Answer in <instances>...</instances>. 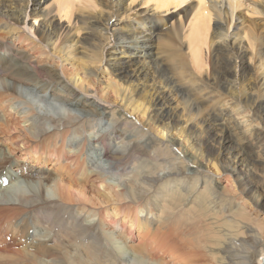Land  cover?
I'll list each match as a JSON object with an SVG mask.
<instances>
[{
	"label": "bare ground",
	"instance_id": "obj_1",
	"mask_svg": "<svg viewBox=\"0 0 264 264\" xmlns=\"http://www.w3.org/2000/svg\"><path fill=\"white\" fill-rule=\"evenodd\" d=\"M47 1L0 0V264L10 256L22 264H168V254L169 264H191L196 252L185 246L214 252L226 232L232 244L218 264H255L259 252L264 264V217L251 210L264 215V37L244 23L229 34L225 23L237 9L231 0H210L205 10L201 2L188 36L191 64L197 71L206 66L202 47L213 14L219 47L206 77L191 74L195 94L168 73L154 45L167 21L157 11L188 0H155L151 13L128 22L119 19L130 18L125 0H98L104 8L97 14L76 8L81 15L73 25L61 20H70L83 0H55L53 16L42 8ZM5 18L13 25L3 27ZM28 18L40 21L38 42L10 28L22 23L33 30ZM80 30L89 39L81 40ZM77 54L106 61V74L122 82L97 85ZM253 69L261 79L252 78ZM174 96L186 99L181 110L173 108ZM221 174L228 177L223 187ZM229 186L239 191L234 210L229 195L237 192ZM189 200L186 217L201 241H182L174 225ZM237 228L251 240H238Z\"/></svg>",
	"mask_w": 264,
	"mask_h": 264
},
{
	"label": "rangeland",
	"instance_id": "obj_2",
	"mask_svg": "<svg viewBox=\"0 0 264 264\" xmlns=\"http://www.w3.org/2000/svg\"><path fill=\"white\" fill-rule=\"evenodd\" d=\"M86 1V2H85ZM210 0H188L186 2L181 3L178 7H174L171 6L167 9H161L159 11H157L159 14H162V17H164L165 19H167L165 26L163 23H161L162 26H164V29L159 33V35L157 34V39L154 40V45L157 47V49H159V57L161 58L162 63L164 64V66L167 68L168 73L175 79L176 82H178V84L180 86H182V88L191 91L193 93H197L198 89H197V85H194V87L191 85V83L195 82L197 79L192 76L191 74H201L203 77H206V70L207 72H210V62L212 59V55L213 52H215L219 45V37L216 36L217 33V29H216V24H217V20H216V16L213 14L212 16V20L211 23L209 25V32L207 33V36L204 40H206V44L203 45V58L205 60L206 66L204 68V70H198L197 68H195L192 64H191V57L193 55V52L195 50L194 45L192 44L191 46L189 45V34L191 33V29L193 28L194 24L198 23V9H199V5L201 2H204V6H202V9L205 10V7H209ZM234 4H236L235 6H237V9L235 10V15H234V21L233 19L230 18V22L228 21V23L226 26V29L228 30L230 35H234L236 33V27L237 25H239L240 23H244V26L247 27L248 29H251L253 32H255L257 34V36H259L260 39H262L264 37V9L262 7L261 4H263L264 0H231ZM80 2V1H79ZM75 2V7L73 8V15L71 17L70 20L63 18L61 20V23L66 24L67 22H71V24L73 25L75 23V20L78 21V16L81 15V11H79L76 8H83V7H87L88 9H86V13L90 14V13H95L97 14L98 12H100L104 6L100 5V3L98 2V0H83V4L82 2ZM156 1L155 0H125V7H130L132 9L131 13H130V18L126 19V17H119V19H123L124 21L127 20L128 21H132L133 19L135 20V18H140V13H142L143 11H147L148 13H151L153 6H155ZM227 5V4H226ZM226 5H224V8L226 7ZM48 6V7H47ZM43 10H45L46 12H51V15H56L57 12H59V5L58 3H56L55 0H48L43 6H42ZM137 13V15H136ZM231 14V13H230ZM62 16H64V14H60ZM137 17H136V16ZM139 15V16H138ZM239 18V19H238ZM56 20V19H55ZM57 21H60V17H57ZM114 22H116V18H114L113 20ZM2 26L6 27L9 23L11 25H13V23L10 22V20H8L7 18H5L4 21H2ZM27 24H34V29L33 30H29V26H25L24 24L20 23L19 25H17L16 27H10L13 29H17L20 32H23L24 34H28L30 38L25 37L23 34H21L20 32L18 34H16L20 39H26V40H30L31 42H38V35L36 34V28L39 27L40 21H35V19L33 18H28L27 19ZM126 22V21H125ZM192 26V27H191ZM79 27L82 28H86L85 24L82 25L81 20H79ZM66 31L64 33V38L68 37V35H66ZM239 33L242 34L239 30ZM79 37L81 38V40H86L89 39L90 34H88L87 31H83L80 30L78 32ZM111 35V34H110ZM109 35V36H110ZM241 38H244L243 34L241 35ZM249 37V34H247V38ZM110 43L114 44V42H116V38L113 36H110ZM238 38V37H237ZM34 40V41H32ZM65 41V40H63ZM214 41V42H213ZM213 43V44H212ZM244 48L247 49L248 47V40L244 41ZM58 47V45H57ZM87 46L83 43V46L80 47L81 52H84V48H86ZM109 48L111 49V47L109 46ZM261 51H264V48L260 47ZM85 50H90V48H87ZM215 50V51H214ZM257 47H255L254 51L256 52ZM155 51V50H154ZM78 53V52H76ZM113 54V50L111 52ZM53 54V53H51ZM57 60L59 58V56H63V54H59V48L58 50H56L55 52ZM78 58H80L79 63H86L88 66L86 67L88 71L93 72L95 74V76L97 77V85L99 86H106L107 82V78H116L118 80L122 79L121 77L115 76L113 71H109L110 76L106 74V68L108 67V64H106V61L103 62V64L98 65L96 64V61H89V60H85L81 57L80 54H77ZM155 58V57H154ZM153 58V59H154ZM66 59V58H65ZM56 60V61H57ZM106 60V59H105ZM128 60V59H126ZM246 64L249 63V59L248 57L246 58ZM55 61V62H56ZM256 61V63L254 62ZM65 64V62L63 63ZM153 64V63H151ZM252 68H257L258 66V61L257 59L253 60L252 62H250ZM132 68V66H126V68ZM108 72V71H107ZM253 74H252V78L254 80H259L262 77L261 72L259 71H255L253 69ZM114 73V74H113ZM103 77V78H102ZM203 93V92H202ZM174 104L173 108L181 110L183 102L186 101V99L183 101L181 97H176L174 96ZM200 97V96H199ZM93 98L95 100H97L95 98V95L93 96ZM98 101V100H97ZM100 102V101H99ZM104 108L106 109H112L115 107V105L110 104V103H102L100 102ZM119 108V107H118ZM133 117L139 116V114L133 113ZM143 121L146 120V118L142 119ZM261 130V129H260ZM168 157H173V154H171L169 152ZM257 163V162H256ZM211 173H215L213 171V169H210ZM208 175V174H207ZM211 176L210 173L208 175V177ZM221 178H218V180L220 181L221 187H223L225 185V182L227 181V178L224 174H221ZM212 177V176H211ZM216 177V176H214ZM216 179V178H215ZM221 179V180H220ZM226 179V180H225ZM193 182H191L192 184ZM230 184H232L235 187V181L234 179L230 178ZM229 188L234 191L233 187L229 186ZM236 189V188H235ZM237 192V194H232L229 195V205L228 207L232 210L236 209V205L238 203V194L239 191H234ZM190 196V195H189ZM154 199V198H153ZM159 205V204H158ZM168 207V206H167ZM192 209V204L190 203V200L187 201L185 203V201L182 202V207L180 209L179 212H176V216H177V221L174 222V225L177 226V232L179 231V233H183L184 235L181 237L183 238L182 241L184 240H190V241H201L203 240V235L201 234L200 230L198 228H193V226L191 225V221L186 217V212L190 211ZM228 209V210H230ZM227 210V211H228ZM251 210H253V216L254 213H258V215H261L260 217L263 218L264 215L257 210L254 206L251 207ZM225 211V212H227ZM250 211V209H249ZM256 215V214H255ZM171 217V216H170ZM260 218V219H261ZM244 223H247V219H241ZM225 220H223L224 222ZM250 222V221H248ZM188 224V228H186L185 226H187ZM190 224V225H189ZM252 224V222H251ZM174 226V227H175ZM155 227V226H154ZM256 228H258L255 225ZM225 228H227L225 226ZM188 229V230H187ZM238 232H233L232 234L235 233V235H238V240L242 241L243 243H247L248 241H250V238H247L246 234L244 233L242 228H237L236 230H238ZM258 231V230H257ZM238 233V234H236ZM242 233V234H241ZM226 234V238H221L218 242V244L220 245H216L217 250L214 252L208 251L209 247H207V249H204V246L201 249V253L203 255V258L200 256V249L195 247V246H185L187 251L193 249L196 252V258H190V263L191 264H218L217 259H221V257L223 258V249H225L226 246L231 245V241L233 239V237L230 239L229 234L230 233H224ZM239 234H241V236H239ZM243 234H245L243 236ZM246 236V237H245ZM245 240V241H243ZM177 246L179 245L181 248V244L179 239L175 240ZM247 241V242H246ZM139 242H135V244H137ZM227 243V245H225ZM248 247V246H247ZM181 253L184 252V250L181 248ZM213 253V254H212ZM261 252H259L257 254V257L255 258V264H259V259H263L261 258ZM12 257H7L4 260H2L3 264H22V262L19 259H13V261L11 262ZM174 260V257H172V254H168L165 257V261L168 262V264L170 263L169 261ZM10 259V260H9ZM197 260H199V262H197ZM204 261V262H203ZM227 259H225V264H227ZM11 262V263H10ZM123 260H109L107 261L105 264H124ZM174 263V262H172Z\"/></svg>",
	"mask_w": 264,
	"mask_h": 264
}]
</instances>
